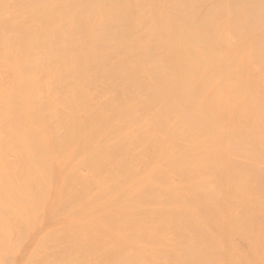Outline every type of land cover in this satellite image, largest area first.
<instances>
[{
    "label": "bare ground",
    "instance_id": "1",
    "mask_svg": "<svg viewBox=\"0 0 264 264\" xmlns=\"http://www.w3.org/2000/svg\"><path fill=\"white\" fill-rule=\"evenodd\" d=\"M0 264H264V0H0Z\"/></svg>",
    "mask_w": 264,
    "mask_h": 264
}]
</instances>
